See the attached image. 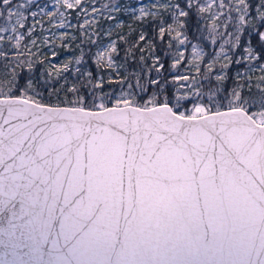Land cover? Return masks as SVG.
I'll list each match as a JSON object with an SVG mask.
<instances>
[{
    "label": "snow or ice",
    "instance_id": "1",
    "mask_svg": "<svg viewBox=\"0 0 264 264\" xmlns=\"http://www.w3.org/2000/svg\"><path fill=\"white\" fill-rule=\"evenodd\" d=\"M57 4L0 0V264H264V0Z\"/></svg>",
    "mask_w": 264,
    "mask_h": 264
},
{
    "label": "trees",
    "instance_id": "2",
    "mask_svg": "<svg viewBox=\"0 0 264 264\" xmlns=\"http://www.w3.org/2000/svg\"><path fill=\"white\" fill-rule=\"evenodd\" d=\"M37 1H39V0H37ZM40 1H45L46 3L49 4V0H40ZM97 1L100 2V3H103V4L108 2V0H97ZM57 7H58V4H57V1H56L54 3V5H52V7L48 8L47 10L54 13ZM69 11L74 13L76 10L73 9V10H69ZM37 19H40V18L37 17ZM48 19H49V17L44 16L43 19L40 21V23L36 24L35 21H33L31 17L29 18V23L30 24H35V34H36V36H40L41 32H43V38H48V39L51 40L52 39V34L56 33L57 38L55 40V43L59 44L60 43V40H59V33L60 32L67 31V32L71 33L73 31H75V29H72V28L57 29L55 27V22H53V24L47 23ZM69 19H71V23L72 24L76 23L75 19H72L71 17H69ZM122 19L128 20L129 17L125 16V17H122ZM105 26H107V25H105ZM68 55H71V53L70 52H62L61 55H60V59L62 60Z\"/></svg>",
    "mask_w": 264,
    "mask_h": 264
},
{
    "label": "rangeland",
    "instance_id": "3",
    "mask_svg": "<svg viewBox=\"0 0 264 264\" xmlns=\"http://www.w3.org/2000/svg\"><path fill=\"white\" fill-rule=\"evenodd\" d=\"M57 0H49V4L48 3H46L45 1H37V3H39L41 6H44L45 4L47 5V9L48 8H51L52 7V5H54V3L56 2ZM94 2L96 3V6L98 7V8H100V6L101 5H103V3H100V2H98L97 0H94ZM32 11H38V9H35V8H33V9H31ZM95 15H97L96 13H92L91 14V16H95ZM89 18H91V17H89ZM83 21H81V23H82Z\"/></svg>",
    "mask_w": 264,
    "mask_h": 264
},
{
    "label": "water",
    "instance_id": "4",
    "mask_svg": "<svg viewBox=\"0 0 264 264\" xmlns=\"http://www.w3.org/2000/svg\"><path fill=\"white\" fill-rule=\"evenodd\" d=\"M0 231H6V229H0Z\"/></svg>",
    "mask_w": 264,
    "mask_h": 264
}]
</instances>
